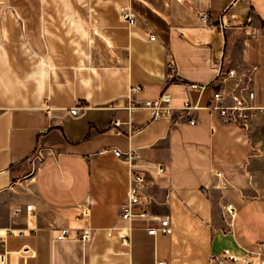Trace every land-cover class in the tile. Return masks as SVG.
<instances>
[{
	"label": "crops",
	"instance_id": "1",
	"mask_svg": "<svg viewBox=\"0 0 264 264\" xmlns=\"http://www.w3.org/2000/svg\"><path fill=\"white\" fill-rule=\"evenodd\" d=\"M232 1L0 0L4 264H207L222 248L238 254L264 241V0ZM124 6L135 12L134 23L120 19ZM198 9L210 23L223 15L227 24L202 26ZM229 68L240 79L252 70L245 97L256 111L247 131L205 107L208 88L221 86ZM237 75L224 85L235 88ZM187 81L205 86L186 90ZM129 84L139 85L133 97L140 101L166 91L173 120L128 110ZM187 97L197 104L193 124L178 118ZM77 102L82 112L69 115ZM113 119L119 124L109 129ZM36 144L44 152L29 173ZM111 147L138 149L150 217L136 214L139 205L129 221L118 216L128 166ZM211 169L223 172V189ZM226 202L235 208L230 227ZM27 203L33 207L25 211ZM163 216L170 232L147 233ZM82 227L90 239L54 238L59 228Z\"/></svg>",
	"mask_w": 264,
	"mask_h": 264
},
{
	"label": "built area",
	"instance_id": "2",
	"mask_svg": "<svg viewBox=\"0 0 264 264\" xmlns=\"http://www.w3.org/2000/svg\"><path fill=\"white\" fill-rule=\"evenodd\" d=\"M234 2V0L232 1ZM195 15L198 22L204 27H223L227 23L221 15L219 21L216 25L210 23L207 12L202 9L195 11ZM119 17L121 20L125 21L126 24L134 23L136 14L129 7H121L119 9ZM245 21H249L247 16ZM155 38L154 33L148 34V39L153 40ZM174 61L170 57L167 59L165 66L167 69L173 67ZM209 67L216 68L219 67L220 62L213 59L208 61ZM251 68L244 69L242 71V79L237 75L238 72L233 68L227 69L225 75L222 77V84L216 88H208V96L206 99L205 107L210 111V113L216 115L220 121L224 123H229L233 125L241 126L245 131L250 127V119L255 115V109L247 102L245 94H250L248 91L249 82L251 80ZM237 75L239 81L235 88H227L224 85V80L227 77ZM183 86L186 90L196 89L200 92L204 88V84L197 83L194 81L183 82ZM139 90L138 84H129L125 93L126 103L125 107L128 110L133 108H146L149 112L150 119H160L165 118L169 121L173 120V106L170 104L169 94L162 90L160 93L152 98H146L143 100H138L133 97V93ZM84 107L78 102L73 104L71 107L66 109V112L71 116H77L82 112ZM197 108L196 102L190 100L187 97L181 105L177 107L179 114L178 118L186 121L189 124H193L197 121L195 110ZM45 113L51 115V109L45 107ZM119 124L118 119L112 120L113 126ZM132 131L128 128L127 132ZM110 150L115 156H123L126 160L128 166V177H127V187L126 193L123 201L118 205L117 214L121 219L129 221L134 216V211L132 210L134 205H139L140 210L136 214L141 218L150 217L149 204L152 202V195L146 188L144 183V177L142 176L141 169L137 165V161L140 159L139 151L137 148H128L125 151H121L116 147H111ZM44 147L36 144L31 152L27 155L29 162V173H33L37 169L38 161L43 156ZM163 164L156 162L154 168L157 172L163 170ZM211 175L215 178V185L223 189L225 187L226 181L223 177V172L218 169H211ZM33 207L31 203L24 205L25 211L30 210ZM223 210L228 216L226 221V226L230 227L231 219L235 214V208L232 203L226 202L223 204ZM87 212V203H82L79 208V214L84 216ZM159 230L163 234L170 232V226L168 218L166 216L160 217L158 219L157 227L149 226L146 228V232L149 234H154ZM91 237V231L87 227H82L75 233H70L66 228H59L54 234L55 239L62 238H74L79 240H88ZM6 255V250L4 248V237L0 235V264H4V257ZM155 264H166L165 261H156ZM207 264H264V241H258L256 248L253 250H244L241 253H233L228 248H222L215 253H211L208 257Z\"/></svg>",
	"mask_w": 264,
	"mask_h": 264
},
{
	"label": "trees",
	"instance_id": "3",
	"mask_svg": "<svg viewBox=\"0 0 264 264\" xmlns=\"http://www.w3.org/2000/svg\"><path fill=\"white\" fill-rule=\"evenodd\" d=\"M169 79H170V77H169Z\"/></svg>",
	"mask_w": 264,
	"mask_h": 264
},
{
	"label": "rangeland",
	"instance_id": "4",
	"mask_svg": "<svg viewBox=\"0 0 264 264\" xmlns=\"http://www.w3.org/2000/svg\"><path fill=\"white\" fill-rule=\"evenodd\" d=\"M254 117V116H253Z\"/></svg>",
	"mask_w": 264,
	"mask_h": 264
}]
</instances>
